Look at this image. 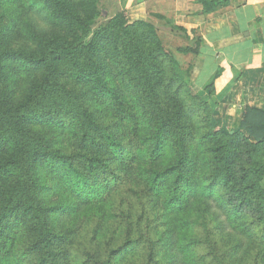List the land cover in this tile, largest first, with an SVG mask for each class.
I'll use <instances>...</instances> for the list:
<instances>
[{
  "label": "trees",
  "instance_id": "obj_1",
  "mask_svg": "<svg viewBox=\"0 0 264 264\" xmlns=\"http://www.w3.org/2000/svg\"><path fill=\"white\" fill-rule=\"evenodd\" d=\"M98 3L0 0V264H264V111L214 126L202 39Z\"/></svg>",
  "mask_w": 264,
  "mask_h": 264
},
{
  "label": "crops",
  "instance_id": "obj_2",
  "mask_svg": "<svg viewBox=\"0 0 264 264\" xmlns=\"http://www.w3.org/2000/svg\"><path fill=\"white\" fill-rule=\"evenodd\" d=\"M107 1L101 3L105 19L123 9L132 20L150 21L158 13L202 39L192 58L191 82L213 106V121L231 128L246 106L264 111V0H227L207 13L197 0ZM218 67L221 74L210 95L207 85Z\"/></svg>",
  "mask_w": 264,
  "mask_h": 264
},
{
  "label": "rangeland",
  "instance_id": "obj_3",
  "mask_svg": "<svg viewBox=\"0 0 264 264\" xmlns=\"http://www.w3.org/2000/svg\"><path fill=\"white\" fill-rule=\"evenodd\" d=\"M103 0H99V3H98V7L100 8V10L102 9L103 5L101 4ZM106 2H108L106 0ZM104 3V2H103ZM105 5V4H104ZM104 18H106V14L102 13L101 12V16L99 17L98 21H97V24L104 21ZM148 19H150V22H152L157 28H158V31H159V34H160V37L162 38L163 42L165 43L166 46L170 47V48H175L177 45H183L185 44L184 43V40L180 39L182 38L181 36L179 35H172L170 32H169V29L165 26V24L160 21L159 19H157L156 17L154 16H151L149 17ZM201 44V43H200ZM200 47V46H199ZM179 57V60L180 62L185 66L187 65L189 62L192 61V58L190 55L188 56H178ZM192 74V73H191ZM190 87L192 89V91L194 92L193 88H192V82H191V76H190ZM212 124L214 126H217L218 124H224L225 123H221V122H216L215 120L213 121L212 120ZM226 126V125H225Z\"/></svg>",
  "mask_w": 264,
  "mask_h": 264
}]
</instances>
